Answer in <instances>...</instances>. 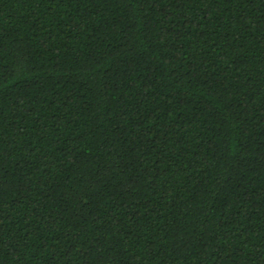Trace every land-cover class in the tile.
I'll use <instances>...</instances> for the list:
<instances>
[{"label": "trees", "instance_id": "1", "mask_svg": "<svg viewBox=\"0 0 264 264\" xmlns=\"http://www.w3.org/2000/svg\"><path fill=\"white\" fill-rule=\"evenodd\" d=\"M0 264H264V0H0Z\"/></svg>", "mask_w": 264, "mask_h": 264}]
</instances>
